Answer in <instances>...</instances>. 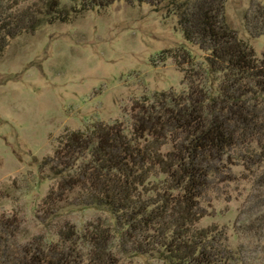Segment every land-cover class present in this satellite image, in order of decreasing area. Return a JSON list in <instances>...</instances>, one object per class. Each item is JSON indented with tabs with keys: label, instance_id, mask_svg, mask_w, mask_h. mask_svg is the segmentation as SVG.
I'll return each mask as SVG.
<instances>
[{
	"label": "trees",
	"instance_id": "1",
	"mask_svg": "<svg viewBox=\"0 0 264 264\" xmlns=\"http://www.w3.org/2000/svg\"><path fill=\"white\" fill-rule=\"evenodd\" d=\"M26 1L0 0V54L9 38L117 0ZM123 1L173 16L183 39L205 53L203 65L181 47L173 56L186 90L134 100L127 128L114 120L69 130L40 162L55 179L43 197L50 218L74 207L98 209L111 219L83 233L87 261L75 229L64 223L55 241L1 247L0 264H119L114 245L124 256L161 264H264V257H248L242 242L231 245L224 228L196 226L204 215L200 198L223 162L264 164V53L257 56L228 26L225 0ZM247 25L253 35L264 30V9ZM259 180L264 184V166Z\"/></svg>",
	"mask_w": 264,
	"mask_h": 264
},
{
	"label": "rangeland",
	"instance_id": "2",
	"mask_svg": "<svg viewBox=\"0 0 264 264\" xmlns=\"http://www.w3.org/2000/svg\"><path fill=\"white\" fill-rule=\"evenodd\" d=\"M31 2L38 0L23 5ZM263 9L264 0L224 2L226 23L257 56L264 53V30L253 35L247 23ZM181 47L203 65L205 53L183 39L173 16L147 3L123 0L8 39L0 54V248L55 241V230L68 223L88 260L83 233L92 224L110 225L111 219L98 209L74 207L50 218L43 197L55 179L40 162L69 130L114 120L127 128L134 100L154 91L186 90L174 57L182 54ZM220 166L200 198L204 215L196 226L224 228L231 245L242 242L248 257L260 261L264 184L259 172L264 164L246 167L229 159ZM117 250L114 245L119 264H161Z\"/></svg>",
	"mask_w": 264,
	"mask_h": 264
}]
</instances>
